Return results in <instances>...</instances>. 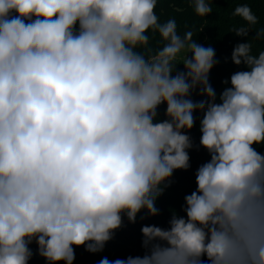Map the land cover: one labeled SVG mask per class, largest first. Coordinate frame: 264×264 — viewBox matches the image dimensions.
Listing matches in <instances>:
<instances>
[{"label":"clouds","instance_id":"clouds-1","mask_svg":"<svg viewBox=\"0 0 264 264\" xmlns=\"http://www.w3.org/2000/svg\"><path fill=\"white\" fill-rule=\"evenodd\" d=\"M157 3L0 0V264H28L33 241L49 264H73L74 246L102 251L124 216H158L174 171L190 167L195 112L210 159L184 215L142 226L144 255L100 264H264V51L237 44L231 60L247 70L217 97L214 48L161 23ZM233 15L248 37L258 17L248 4ZM197 89L206 99L190 98Z\"/></svg>","mask_w":264,"mask_h":264},{"label":"trees","instance_id":"trees-1","mask_svg":"<svg viewBox=\"0 0 264 264\" xmlns=\"http://www.w3.org/2000/svg\"><path fill=\"white\" fill-rule=\"evenodd\" d=\"M241 4H248L258 17V23L251 27L248 37L236 36L233 33L234 29L248 27L246 21L233 15L234 9ZM211 7L212 13L207 17H200L196 15L191 0H158L155 11L161 23L168 19H175L181 35L191 30L194 34L193 38L199 44L214 48L217 63L209 73V83L219 97L224 88L230 86V77L233 73L247 70L243 64L237 66L232 62L231 54L234 47L239 43H246L250 39L253 44L252 52L254 55L264 51V39H253L257 31L264 29V0H212ZM161 46L162 41L159 35L150 34V47L155 50ZM183 70L182 64L177 66V71ZM225 80H228L229 84H224ZM193 92L194 95L191 94L190 98L194 102L206 99V97L198 94V89ZM165 110L166 105L159 106L157 111L160 120L167 118ZM194 116L196 123L186 133L191 137L193 144V147L188 150L190 167L187 170L178 169L174 171L169 186L157 198L156 207L159 209V215L149 217L146 211H141L137 215L135 223H130L124 216L122 227L115 230L113 238L105 244L102 251L92 253L87 251L85 246H74L75 259L73 264H100L103 258H107L111 262L116 259H126L129 256H142L145 254V249L142 247V226L155 224L167 228L172 210L184 215L182 211L184 197L196 189V170L210 159L207 150L199 144L201 136L199 121L202 114L195 112ZM254 147L258 152L264 154V145H254ZM29 247L33 255L28 264H49L39 255L38 245L35 241ZM58 264H65V262L60 261Z\"/></svg>","mask_w":264,"mask_h":264},{"label":"rangeland","instance_id":"rangeland-1","mask_svg":"<svg viewBox=\"0 0 264 264\" xmlns=\"http://www.w3.org/2000/svg\"><path fill=\"white\" fill-rule=\"evenodd\" d=\"M194 95V92H192V96Z\"/></svg>","mask_w":264,"mask_h":264}]
</instances>
